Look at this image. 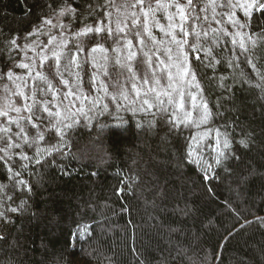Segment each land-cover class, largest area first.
I'll return each mask as SVG.
<instances>
[{
  "label": "trees",
  "instance_id": "trees-1",
  "mask_svg": "<svg viewBox=\"0 0 264 264\" xmlns=\"http://www.w3.org/2000/svg\"><path fill=\"white\" fill-rule=\"evenodd\" d=\"M156 1L145 0V9ZM179 1L185 5L186 0ZM222 2L215 0L216 4ZM66 7L76 10V18L66 14L57 20L60 9ZM140 8L137 0H108L107 4L106 0H0V82L9 79V69L13 75L22 74L18 65L26 64V55L29 61L37 60L50 36L66 39V32L71 35L98 24L113 30L117 23L131 28L133 12L143 24ZM202 8L206 11H200ZM212 8L213 0H198L194 15L200 16L203 30L227 28L234 32L227 15L217 16L221 24L212 19ZM215 10L218 14L229 11L222 7ZM106 12L111 16H105ZM117 14L127 17L114 20ZM205 15L208 21H203ZM235 16L241 23L248 21L241 8L235 9ZM156 17L168 31L164 13L157 12ZM45 18L70 26L58 35L54 30L49 32L51 25H45L29 36ZM192 26L191 20L186 21L190 32L187 39L195 43ZM195 27L201 30V23L196 22ZM149 30L156 40L155 46L149 41L156 53L153 61L158 56L167 63L166 45L160 42L170 36L155 25ZM139 31L147 37L142 27ZM241 31L252 37H244L245 48L239 47L240 37L233 46L232 37L227 36L218 47H212L215 59H206L203 51L185 48L186 66L196 72L200 85V89L186 91L197 96L199 107L192 108L191 97H187L185 111L190 110L196 122L179 128L167 122L171 112L162 118L155 106L147 110L143 105L145 110H138L143 99L154 103L155 94L147 92L149 88L171 90L167 70L157 85L147 63L137 67L134 60L130 64L136 73L133 78L127 66H122L127 64V49L115 51L120 47L115 41L101 39L106 32L84 35L87 60L79 54L82 70L77 68V82L69 83L75 78L69 77L68 71L60 72L68 81L63 87L71 104L63 115L72 114L65 121L70 127L62 126L63 137L52 129L49 138L46 129L64 116L52 118L50 124L44 109L55 113L54 96L50 91L41 94L36 88L38 114L44 119L33 123L41 125L45 139L40 141L36 129L26 123L35 146L25 147L23 154L32 160L21 159V149H8L12 159L0 160V185L14 183L8 172L11 165H15L13 172H20L16 180L26 182L9 193L14 200L4 208L27 201L24 210H9L0 217V264H264V226L257 219L264 218V13L253 11L248 27ZM175 32L181 38L178 28ZM13 38L19 47L13 48ZM128 39L132 40V50L142 55L138 39L132 35ZM94 47L98 50L92 53ZM66 48L74 50L70 45ZM208 60L214 68L204 66ZM65 63L62 58L61 69ZM49 65V79H54L57 64H43ZM145 72L149 74L148 84L143 82ZM172 72L175 74L176 69ZM79 93L83 97L76 99ZM56 95L55 99L64 102L61 90ZM203 102L213 115L208 123L197 126ZM10 127L13 133L19 131L15 125ZM217 129L229 133L231 148L239 159L231 158L215 167L206 180L200 166L188 158V145L193 143L197 151L201 146L215 145ZM241 139L247 147L239 143ZM8 142L21 141L13 136L11 141L0 143V149ZM203 150L208 162L213 163L211 149L205 146ZM4 155L0 152V157ZM35 160L41 163L37 165ZM23 164L28 165L27 170H21Z\"/></svg>",
  "mask_w": 264,
  "mask_h": 264
},
{
  "label": "snow or ice",
  "instance_id": "snow-or-ice-1",
  "mask_svg": "<svg viewBox=\"0 0 264 264\" xmlns=\"http://www.w3.org/2000/svg\"><path fill=\"white\" fill-rule=\"evenodd\" d=\"M108 3V0H106V4ZM137 3L141 5L140 11L144 15V21L143 24L139 23V17L135 12L132 13L133 19L131 20V28L128 27V25H125L124 27H121L119 23H117L115 30H113L108 25L101 26L98 24L95 28L87 27L84 31L76 33V36H84L88 33H107L106 35H102L101 39L108 40L111 39L115 41L120 47L118 49H115V51H123L124 49H127V55H126V61L127 64H124L122 66H127L128 72L131 73L133 78H136V73L131 68L130 64L132 61L135 60L137 67H143L145 63H147L148 68L152 69L151 78L154 80L155 84H159L161 79H164V72L167 70V80L168 85L167 87L171 89L170 91H157L156 87L149 88L147 92L154 93V103L150 102L149 99H143L142 106L138 110H145L143 108V105H147V110H151L154 106L156 108V113L159 114L162 118L164 116H167L169 112H171V116L168 119V123L172 125L174 128H179L181 124H184L185 126H189L190 123H194L196 121L192 120V112L185 111V101L188 96L191 97V103L192 108L198 109L197 105V96L195 94H192L191 91H186V89H191L192 87H195L196 89H200L199 82L196 80V72L191 69V67L186 66L187 65V53L185 51V48L188 47L192 51H203L205 58L211 57L212 59H215L212 54V47H218L222 41H224V38L227 36H231L232 40L231 43L233 46L237 44L236 37H240L239 41V47L241 49L245 48L244 43V37H247V39L252 40L251 36H248L246 32H242L241 30L248 27V24L250 22L251 16L253 11L264 13V0H244L243 3H240V0H223L221 4H216L215 0H213V8H212V19L216 20L217 24H221L222 21L220 19H217L218 15H227L228 20L227 23H229L232 28L235 30L234 32H229L227 28H222L220 30L217 29H211V31H204L203 30V22L201 21V18L199 15H194L196 12V9L198 7V0H187L186 5H182L179 0H175V2L171 5L167 3H161L160 0H157V4L155 7L151 5L149 2L147 4V9L145 10L144 4L145 0H137ZM100 8H103L104 5H100ZM169 7L175 8V13H170L168 11ZM216 7H222L229 9L228 12L223 14H218L216 12ZM241 8L243 10V13L245 17L248 18V21L245 23H241L239 19L235 16V9ZM75 9L71 7L61 8L58 15L57 20H59L60 17L65 16L66 14L73 15L75 13ZM95 10H93L94 12ZM163 12L166 14V18L169 22L168 31H165V28L163 25H161L156 19L155 14L157 12ZM200 11H206V9H200ZM93 13H90V15ZM105 16L110 17L111 13H105ZM179 17V22H174L176 17ZM149 17H151L152 22L155 24L156 27L160 28L162 32H165L166 36H170V39L167 41H161L160 43L165 44L164 47V54H166L167 57V63L165 61L160 60L159 57H156V62L153 61V56L156 55V53L153 51L151 47H149V41L153 46L156 44L155 37L152 36L151 31L149 30ZM75 15H73V19H75ZM191 20L193 22V26L191 28V35L195 39V43H190L187 37L190 35L189 30L186 27V21ZM203 21H208V16L205 15L203 17ZM196 22L201 23V30H197L195 27ZM45 25H51L52 28L59 27L61 29L67 28L70 25H64V24H53L52 20L49 18H45L42 21V24L40 28L34 29L33 33H29L28 35L31 36L34 33L40 32V30ZM143 28V33L147 34V37L144 38L142 33L139 31L140 28ZM179 29V32L182 34L181 38H177V34L175 32V29ZM127 29V30H126ZM51 31V28H49V32ZM47 34V33H45ZM63 34V33H61ZM132 35L135 36L138 39V44L140 46V50L142 52V55L138 56L137 51H133L132 47V40L128 39V37ZM56 39L55 36H50L49 44H51ZM11 45L13 48L19 47L17 45V38H13L11 40ZM208 45V47H206ZM30 47L29 45H25V48ZM44 47H47V45H44ZM76 47V53H72L71 49H65L62 52H55L53 55L56 57L57 62V72L60 70V61L61 57H63L67 63L64 64L63 68L64 71L67 72L72 67L73 63L77 59V54L84 51V48L77 43L75 45ZM100 51H105L102 46H98ZM97 47H94L91 52L95 53L98 50ZM144 49H147L146 51ZM11 50V49H10ZM156 51H159L157 49ZM146 58V59H145ZM48 57L44 56L41 59V65H43L44 60H47ZM107 59V57L105 58ZM197 60H200V56L197 55ZM220 61H217L219 63ZM117 63H121V61L118 59ZM204 64V62H201ZM163 65V67H161ZM205 67L208 68H214L215 65L211 62V60H208L206 64H204ZM229 66H231V62H229ZM18 67L20 68H26L29 69L30 72L32 71V66L29 64H19ZM77 68H80L82 70V67L80 64L76 65ZM175 68L176 72L173 74L172 69ZM159 69V71H157ZM49 70H51V65H49ZM9 79L12 78V70L9 69L7 73ZM159 76V79H156V77ZM190 76L191 79H186V77ZM33 79H39L44 80L48 88H52V84L46 80V78L42 75L41 72L37 71L35 74V77ZM223 79V77L221 78ZM145 84L149 83V74L148 72L144 73V81ZM65 84L68 83V81H64ZM133 89H136L135 83H133ZM221 87H228L230 89V86L221 84ZM37 90L41 94H46L45 90L43 88L38 87ZM23 95V93H20ZM139 91L137 90V95H139ZM147 94V93H146ZM123 95V93H121ZM167 98L166 100L164 98ZM127 98V97H125ZM27 99V98H26ZM115 99V97H113ZM105 110L107 108V105L104 106ZM39 109V102L34 101L32 104H26L25 110L30 113V115L22 116L18 115L15 117H11L7 121V126L0 127V143H4L6 141H11L12 137H17L21 142L20 143H13L8 142L6 148L0 149V152H4V156L0 157V160H3L7 158V160H11L12 158L8 156V149H21V159L31 161L32 158L28 157L23 154V149L25 147L32 148L35 146L34 140L30 139L28 135V128L26 127L27 124H32V127L36 129V137L40 141H43L45 139L44 134L41 132V125L40 124H34V120L42 121L44 118L41 117L38 114ZM15 111L19 113L21 109L16 108ZM45 112H47L49 119V123L51 124V119L54 117H60L59 112L53 113L48 108L44 109ZM82 111V109H81ZM181 114L183 115V119H181ZM0 115L8 116L7 112L0 113ZM71 113H66L63 118L59 119L57 124H52L51 128L46 129L48 132L49 138H51L52 135V129H55V131L60 134L61 137L64 135V131H62V126L67 129L70 127V125H66L65 121L69 120L71 118ZM212 112L208 108L207 102H203L202 105V113L198 116V123L199 124H206L209 122V120L212 118ZM11 125H15L19 131L13 133ZM217 132V141L215 145H205L206 147L211 149V152L214 154L212 156L213 163H209L205 153H204V147L201 146L200 150L197 151L196 147H194L193 143H189L188 145V158L191 160V162L196 163L200 166L201 171L205 173L204 179L209 180V173L214 171L215 167L222 166L225 161L235 158L239 159L238 156L234 155V152L231 148V140L229 138V133L227 131L221 133L219 129L216 130ZM223 136V139H219V137ZM193 140H196V137H193ZM241 145H244L247 147V144L244 139H241L239 141ZM60 147H63V145H60ZM57 149H53V151H56ZM41 163L40 160H35V164L39 165ZM15 165H11L8 167V172L10 174V180L14 181V183L11 184V186H4L0 185V192L3 193V195H0V217H5L7 214V211H11L13 213H16L18 210L22 211L26 208L27 201L21 200L20 204L17 207H11L10 209H5L4 205L8 202H11L14 200L13 195H10V192H14L17 185H25V181L19 180L17 181L16 178L20 176V172H13L12 167ZM21 170H27L28 165L23 164L20 166ZM243 182V180H241ZM31 190L30 187L28 189ZM6 197V199H5ZM261 225L264 226V218H257ZM249 223V222H246Z\"/></svg>",
  "mask_w": 264,
  "mask_h": 264
},
{
  "label": "rangeland",
  "instance_id": "rangeland-1",
  "mask_svg": "<svg viewBox=\"0 0 264 264\" xmlns=\"http://www.w3.org/2000/svg\"><path fill=\"white\" fill-rule=\"evenodd\" d=\"M160 2L161 3H167V4L171 5L175 2V0H160ZM186 3H187V0L185 1V5H186ZM156 4H157V1L154 2L153 7H155ZM168 11L170 13H175L176 10L173 7H169ZM114 14H115V12H114ZM156 14H155V19L159 22L160 21V20H158L159 17L157 18ZM141 15H143V14L141 13ZM164 15L166 18L165 13H164ZM121 17H127V16H121ZM121 17L118 14L114 15V20L121 19ZM142 20H144V15H143ZM174 22H176V23L179 22L178 16L176 17ZM159 23L161 24V21ZM166 23H167V27H168V25H169L168 20H166ZM54 24H59V23H54ZM152 25H155V24L152 22L151 17H149L150 28ZM51 30L52 31L54 30L55 32H57L58 35H60L63 32V29H61L59 27H55V28L51 27ZM83 30H85V29H83ZM66 33L69 36L68 38L66 37V39H64V38L61 40L55 39L51 44H49V41H45V43L43 44L42 52L39 55H37V57L35 58L37 60L29 61L28 60L29 56H27V55L25 56V59H27L26 64H29L32 66L31 72L29 69L23 68L22 74L20 73L18 76L12 74L11 79L5 78V81L3 79V81L0 82L1 83L0 84V113H3V112L8 113V116L0 115V118H2V117L4 118L3 121H0V127H4L3 124L7 123L4 121L5 120L8 121V119L11 117H15L18 115H22V116L29 115V112H27L25 110V105L26 104H32L34 101L39 102V100L37 99V96H36L37 93L35 92V89L38 87L45 88L44 89L45 91H50L52 93V95L54 96V99L52 101H53V105H54L53 107H54L55 112H59L61 116H64L63 112L67 108H69L70 104H71L70 99H69V94L65 93L66 89L63 87V85H65V83H64L65 80L62 77V73L65 72L64 68L61 69V65H60L59 72H57V68L55 69V72H53L55 74V76L53 77L54 79H49L50 78L49 77L50 74H48L49 68L41 65V59H42V57L47 56L48 59L44 60L43 64L48 63V62H52V63L57 64L56 57L53 55V53L64 51L68 45H70L74 48V50H72V53H76L75 45L77 43H79L85 50V45L83 43L84 36H76L75 35L76 33H79V32H75L71 35L69 32H66ZM44 45H47V47H44ZM27 51H29V50H27ZM79 54H81L83 60H87L86 56H85V51L77 54L76 61L73 63L72 67L68 71V76L71 78H75L69 82L71 84H75L77 82L76 81V76H77L76 75V73H77L76 65L79 63V59H80ZM62 58L63 57H61V59ZM30 60H32L31 56H30ZM37 62H38V65L36 64ZM63 66H64V64H63ZM37 71L41 72L42 75L46 78V80L48 82H50L51 84L56 85V87L49 89L47 83L44 80L33 79L35 77V74ZM60 72H62V73H60ZM60 77L62 78L63 83L60 82L61 81ZM60 90L64 94V96H60V99L65 102L66 106L64 105V102L59 100V98L55 99L57 97L56 93H59ZM20 93H23V95H21ZM78 97H83V95L79 93V96H77V94H76V99H78ZM83 99L84 98H82L81 101ZM16 108L21 109V111L19 113H17L15 111Z\"/></svg>",
  "mask_w": 264,
  "mask_h": 264
}]
</instances>
